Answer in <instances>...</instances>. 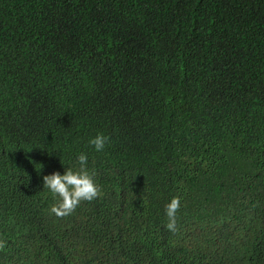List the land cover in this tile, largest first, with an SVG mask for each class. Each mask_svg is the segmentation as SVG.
<instances>
[{
    "label": "trees",
    "instance_id": "obj_1",
    "mask_svg": "<svg viewBox=\"0 0 264 264\" xmlns=\"http://www.w3.org/2000/svg\"><path fill=\"white\" fill-rule=\"evenodd\" d=\"M81 152L97 225L43 187ZM0 245V264H264V0H0Z\"/></svg>",
    "mask_w": 264,
    "mask_h": 264
},
{
    "label": "clouds",
    "instance_id": "obj_2",
    "mask_svg": "<svg viewBox=\"0 0 264 264\" xmlns=\"http://www.w3.org/2000/svg\"><path fill=\"white\" fill-rule=\"evenodd\" d=\"M109 139L103 134H97L89 140V144L93 146L96 152H102L109 143ZM76 159L79 166L78 170L67 169L63 174L55 172L46 175L43 177V187L58 198V205L52 209L53 213L58 216L72 214L82 202H95L93 207L96 210L95 214L91 216V220L97 225L103 217L97 201L100 196L99 186L94 179V173L88 170V155L81 152ZM119 171L122 175L121 186L123 188L133 191L135 187H142L141 181L143 179L136 174V171ZM180 207L181 203L178 198H173L165 207V214L168 218L166 227L169 230H175L176 217ZM123 223L125 227H128V222L123 221ZM38 226L41 231L42 224H38ZM201 261L207 262L204 264H227V258L225 260L223 258L217 260L202 259Z\"/></svg>",
    "mask_w": 264,
    "mask_h": 264
}]
</instances>
